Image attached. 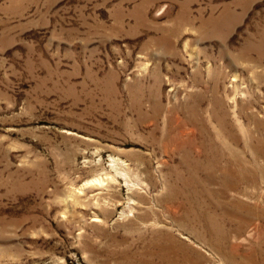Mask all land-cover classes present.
<instances>
[{
  "label": "rangeland",
  "instance_id": "obj_1",
  "mask_svg": "<svg viewBox=\"0 0 264 264\" xmlns=\"http://www.w3.org/2000/svg\"><path fill=\"white\" fill-rule=\"evenodd\" d=\"M0 264H264V0H0Z\"/></svg>",
  "mask_w": 264,
  "mask_h": 264
},
{
  "label": "bare ground",
  "instance_id": "obj_2",
  "mask_svg": "<svg viewBox=\"0 0 264 264\" xmlns=\"http://www.w3.org/2000/svg\"><path fill=\"white\" fill-rule=\"evenodd\" d=\"M223 127L225 126H222V128ZM213 147H214L213 150L216 152L218 148L216 146ZM221 156H222L221 161L223 163L219 164V162H217V163H213V165L214 168L216 169L215 170L216 173L220 171L223 173L222 175L224 177L221 179L222 182L228 184L229 186H232L233 188H238L242 182L247 181L248 179H251L252 181L254 180L255 172L253 171L252 168H250L249 162L246 163V161L243 159H239L238 162L235 155L233 156V158H231L225 153V151L221 153ZM219 157L220 155H218V158ZM118 160H119L118 158H114V161H118ZM231 161L233 162L230 164ZM95 180L101 182L103 181V178L98 177L95 178Z\"/></svg>",
  "mask_w": 264,
  "mask_h": 264
}]
</instances>
